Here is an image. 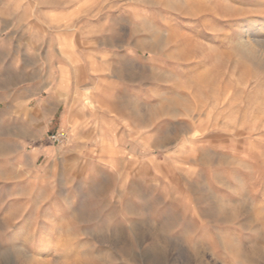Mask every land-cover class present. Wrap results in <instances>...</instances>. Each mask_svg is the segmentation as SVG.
Segmentation results:
<instances>
[{
    "label": "rangeland",
    "instance_id": "374dc122",
    "mask_svg": "<svg viewBox=\"0 0 264 264\" xmlns=\"http://www.w3.org/2000/svg\"><path fill=\"white\" fill-rule=\"evenodd\" d=\"M0 264H264V0H0Z\"/></svg>",
    "mask_w": 264,
    "mask_h": 264
},
{
    "label": "built area",
    "instance_id": "2783aa9c",
    "mask_svg": "<svg viewBox=\"0 0 264 264\" xmlns=\"http://www.w3.org/2000/svg\"><path fill=\"white\" fill-rule=\"evenodd\" d=\"M63 138H64L63 134H55V135H51L50 136V139L53 142H57V143H59L60 141H62Z\"/></svg>",
    "mask_w": 264,
    "mask_h": 264
},
{
    "label": "bare ground",
    "instance_id": "6f19581e",
    "mask_svg": "<svg viewBox=\"0 0 264 264\" xmlns=\"http://www.w3.org/2000/svg\"><path fill=\"white\" fill-rule=\"evenodd\" d=\"M254 47V46H253ZM256 51V50H255Z\"/></svg>",
    "mask_w": 264,
    "mask_h": 264
}]
</instances>
